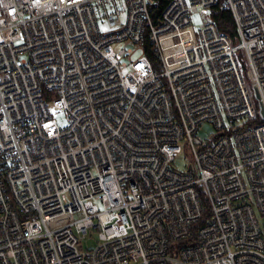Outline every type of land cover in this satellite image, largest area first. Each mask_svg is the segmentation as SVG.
Returning a JSON list of instances; mask_svg holds the SVG:
<instances>
[{"label":"built area","instance_id":"obj_1","mask_svg":"<svg viewBox=\"0 0 264 264\" xmlns=\"http://www.w3.org/2000/svg\"><path fill=\"white\" fill-rule=\"evenodd\" d=\"M218 1L0 0V264H264V0Z\"/></svg>","mask_w":264,"mask_h":264},{"label":"rangeland","instance_id":"obj_2","mask_svg":"<svg viewBox=\"0 0 264 264\" xmlns=\"http://www.w3.org/2000/svg\"><path fill=\"white\" fill-rule=\"evenodd\" d=\"M0 16H1V12H0ZM207 18L206 17H202L199 14L193 15L191 17V22L192 25L194 26V28H198L199 25H201L204 22H207ZM101 29L104 30L105 26L101 25ZM129 44L121 42V43H116L113 45V50L115 52H119L120 50L126 49L128 48ZM142 54V52H137L134 56L133 59L138 58L140 55ZM239 61L241 64V72H242V76L243 79L245 81V83L249 86V64L247 61V58L245 56V54L243 52H241L239 54ZM50 109L52 111L53 116L55 117V119L57 120L58 124L60 126H63L65 124V117L62 113L56 112L53 110V108L50 106ZM213 129L209 126V125H204L202 126L201 130H200V135L203 138H208L210 136L213 135ZM187 156L186 154L183 152L182 154H180L178 156V158L175 160L174 162V167L178 170H184L186 168L187 165ZM258 220L260 222V224H264V217L258 216ZM96 235H92V236H88L85 240L82 241L80 247L85 250V249H92L95 247L96 243Z\"/></svg>","mask_w":264,"mask_h":264},{"label":"trees","instance_id":"obj_3","mask_svg":"<svg viewBox=\"0 0 264 264\" xmlns=\"http://www.w3.org/2000/svg\"><path fill=\"white\" fill-rule=\"evenodd\" d=\"M156 4L154 6V19L157 20L169 2V0H155ZM209 19L217 26V28L226 33L231 37V39L235 42L236 40V30L233 22L232 15L230 11L224 6L222 0H219L218 3L210 10ZM146 55L152 63L153 67H157V59L156 56L150 51L149 46L145 45ZM207 217H209V210L207 205H205L204 213L202 216L203 222ZM200 222V223H201ZM198 226L195 227L197 229Z\"/></svg>","mask_w":264,"mask_h":264}]
</instances>
